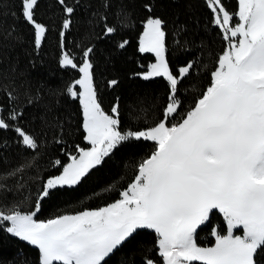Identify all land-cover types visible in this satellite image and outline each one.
<instances>
[{
	"label": "snow or ice",
	"instance_id": "obj_1",
	"mask_svg": "<svg viewBox=\"0 0 264 264\" xmlns=\"http://www.w3.org/2000/svg\"><path fill=\"white\" fill-rule=\"evenodd\" d=\"M39 2L19 0L18 15L33 28L35 49L42 47L48 32L35 16ZM205 2L226 44L210 72V83L194 105L181 113L180 86L192 75L198 59L193 57L174 71L167 58L165 21L149 15L138 50L152 54L154 61L135 75L144 81L163 78L168 85L166 102L154 122L125 131L119 101L108 113L98 98L92 62L95 48H86L79 64L64 51L76 7L68 0H56L64 13L58 63L79 73L66 91L79 100L83 140L89 146L77 145L67 153V163L54 161L60 170L43 181L34 211L21 208L27 196L10 207H0V227L7 222L4 231L35 246L38 264H107L106 258L143 229L155 233L160 264H259L258 257L264 255V0H238L234 13L222 0ZM111 6V0H102V7ZM143 7L153 9L147 2ZM102 19L106 34L117 31L107 14ZM234 19L238 22L233 23ZM108 83L111 87L118 82ZM6 97L16 99L11 92ZM36 99L29 97L26 103L38 109ZM23 118L22 112L9 109L6 103L0 111V132H14L23 150L14 165L4 166L0 157V190H8L10 181H15L17 191L22 190L24 174L42 158L40 137L19 123ZM141 140L152 142L153 150L139 162L118 199L98 208L35 218L45 199L78 187L120 147ZM213 212L222 216L226 233L213 228L214 243L201 246L198 229ZM241 230L242 234H236ZM144 264L157 261L146 257Z\"/></svg>",
	"mask_w": 264,
	"mask_h": 264
},
{
	"label": "trees",
	"instance_id": "obj_2",
	"mask_svg": "<svg viewBox=\"0 0 264 264\" xmlns=\"http://www.w3.org/2000/svg\"><path fill=\"white\" fill-rule=\"evenodd\" d=\"M145 2L153 6L152 11L143 7ZM222 2L229 12L238 10V0ZM68 3L76 7V12L72 28L66 33L64 51L79 64L83 51L95 48L92 54L94 86L105 112L111 113V107L119 101L121 130L151 124L166 102L168 85L163 78L144 81L135 75L146 71L147 64L154 61L152 54L138 50L143 22L149 15L165 21L167 58L174 71L193 57L198 59L192 75L180 86L181 113L194 105L197 96L208 86L210 72L226 47L219 28L212 23L213 14L205 0H111L110 9L102 7V0H68ZM19 11V0H0V111L6 103L9 109L23 113L24 118L19 123L39 135L42 158L24 174L22 190H16L15 181L8 182V190H0V207H10L27 196L29 199L21 208L34 211L36 193L41 190L43 181L60 170L59 166H54V161L59 159L66 163L67 153L74 152L77 145H89L83 140L79 100L66 91L67 86L79 78V73L70 67L62 68L58 63L62 53L59 44L64 18L62 8L56 0H40L35 16L48 28L40 49L34 48L33 28L23 22ZM105 14L108 23L117 27L110 35L103 31ZM236 22L238 20L234 19L233 23ZM125 40L128 43L120 48L118 45ZM113 79L118 83L110 87L108 82ZM8 92L16 97L14 101L7 100ZM36 96L39 99L34 103L38 109L26 103L29 97ZM2 114L6 116L7 112ZM16 141L14 132H0V157L4 166L16 164L21 156L23 150ZM153 147L152 142L143 140L120 147L78 187L45 199L35 218L48 219L84 208H98L118 199L119 192L134 178L139 162L150 155ZM6 227L7 222L0 227V264H38V249L4 231ZM213 228L226 233V225L217 212L198 229L197 242L201 246L214 243ZM146 257L160 264L155 233L143 229L106 260L107 264H144ZM258 260L259 264H264V255Z\"/></svg>",
	"mask_w": 264,
	"mask_h": 264
},
{
	"label": "rangeland",
	"instance_id": "obj_3",
	"mask_svg": "<svg viewBox=\"0 0 264 264\" xmlns=\"http://www.w3.org/2000/svg\"><path fill=\"white\" fill-rule=\"evenodd\" d=\"M142 32H143V31H142ZM82 58H83V56H82ZM82 58H81V62H82ZM81 62H80V63H81ZM78 90H79V86H78L77 91H78ZM67 162H68V161H67ZM67 162H66V163H67ZM8 226H9V225H8ZM236 234H238V235H239V234H242V230H241L240 232H236Z\"/></svg>",
	"mask_w": 264,
	"mask_h": 264
}]
</instances>
